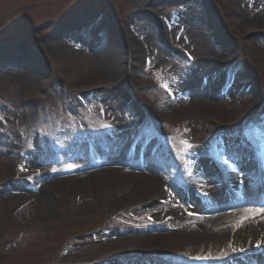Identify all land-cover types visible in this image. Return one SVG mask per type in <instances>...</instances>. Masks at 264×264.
I'll return each mask as SVG.
<instances>
[{"label": "rangeland", "instance_id": "obj_1", "mask_svg": "<svg viewBox=\"0 0 264 264\" xmlns=\"http://www.w3.org/2000/svg\"><path fill=\"white\" fill-rule=\"evenodd\" d=\"M252 19L264 20V0H0V63L40 79L0 76V264H221L238 252L256 254L181 237L156 242L147 236L187 213L158 216L160 199L128 194L119 182L95 188L93 204L80 208L79 194L62 185L96 168H127L104 163L127 152L141 166L162 163L198 199L203 192L180 177L191 158L215 151L208 165L221 176L230 144L257 159L264 149V24L249 28ZM92 21L104 31L92 45L107 39L124 69L118 84L88 80L92 62L62 49L71 30ZM201 21L198 36L187 32ZM136 23L152 29L150 40L136 36ZM84 32L73 44L89 47ZM151 46L161 54L152 63ZM232 88L244 96L232 98ZM177 93L221 100L224 112H174ZM146 150L151 157L142 156ZM44 183L49 189L39 195L48 199L40 197L36 211ZM208 197L212 213L264 207Z\"/></svg>", "mask_w": 264, "mask_h": 264}, {"label": "bare ground", "instance_id": "obj_2", "mask_svg": "<svg viewBox=\"0 0 264 264\" xmlns=\"http://www.w3.org/2000/svg\"><path fill=\"white\" fill-rule=\"evenodd\" d=\"M189 19V18H188ZM262 22V23H261ZM135 31H137L136 36H142L146 40H150L152 37V29L148 30L144 25L136 23ZM203 22L201 21L193 31L194 27L187 30L189 33H196L198 36L201 32ZM264 24V20H248L247 25L249 28H259ZM247 27V28H248ZM98 26L91 24L86 29H81L79 31L71 30V34H67L68 37L65 41L61 42L62 49L65 50L72 56L76 58L84 59L86 61L92 62L93 71H88L85 73V77L88 80L94 79L99 81L97 85L107 83L108 81L116 80L124 75V69L120 71L117 69V64L119 58L117 53L109 47V41L106 39V45L93 44L90 38V34H93ZM82 31H86L83 34L88 40L89 47H80V45L73 44V40L82 38L80 35ZM104 32V31H103ZM198 32V33H197ZM100 42V41H99ZM84 48V49H83ZM155 48V47H154ZM21 51V50H20ZM148 61L155 62L159 57L160 50L158 48L153 50V46L149 48L147 53ZM117 69V71H116ZM0 76L4 79H9L10 83L14 79L19 81L24 80V84H30L31 82H40L38 77L28 76L24 77L23 73L19 71H14L10 69L8 65H2L0 63ZM215 83V80L211 81ZM23 83V82H20ZM211 86V84H210ZM232 98L237 99L240 96H244L242 91L233 89H228L226 92ZM184 94L177 93L172 97V109L174 112L184 113L186 111H197V112H210L213 114H220L224 112V104L219 102L221 100H211L207 97L200 98L198 100L186 99ZM242 144H230L226 147V152L223 153L225 156L223 158L227 161L235 160V167L226 165L223 168L225 176L218 175L214 173L211 167H209V156L213 155V152H209L206 155H197L184 164L181 171V179L185 180L187 184H190L196 192L206 193L201 196V198L194 199L187 189L181 188L175 177L165 171V167L162 163H147L148 165L141 166L126 157L130 156L125 152V156L118 161H105L106 165L109 163H121L124 167H100L96 170L84 173L83 175H71L70 177L64 179L63 186L67 187L68 190H72L73 193L79 194L80 208H88L93 203L90 201L91 192L99 187L106 184L112 183H122L128 194H135L142 197L141 199H152L154 202L160 203L157 205L156 209L160 210L158 216L168 215L171 216H182L185 213V218H183L178 224L173 226H168L164 231L160 233L150 234L148 237H156V242H166L172 238H183L186 241H190L194 244L200 241L223 246H231L234 250H244L252 249L256 251V254H251L247 252H238L233 258L224 260L222 264H260V258L264 259V207H243L230 210L227 212H211L212 203H210L209 195L220 199V204L223 205L227 202L237 203V202H264V198L258 196L259 189H264V185H257L255 180H257V174L249 168H256L261 166L262 175L260 180L264 181V156H260V160H263L261 164L260 161L256 159L246 158L245 156H251L244 148L240 147ZM223 151V149H220ZM113 153V152H112ZM117 154V152H115ZM253 158V156H252ZM242 170H246L242 172ZM228 174V175H227ZM245 177L249 180H239L238 178ZM257 178V179H256ZM181 182V181H180ZM227 183L233 184H248V186L242 187H232L227 185ZM253 183V184H252ZM43 189H49L47 183L40 184L38 187L39 191ZM48 193H51L49 190ZM41 195V196H40ZM38 197L47 198L46 195L40 194ZM32 200L31 204L36 198ZM9 198V197H8ZM11 199V198H10ZM184 199L185 204L180 203V200ZM9 199L4 198L1 200V204L5 205ZM42 199L40 198L36 203L34 202V208L36 211L42 208ZM182 202V201H181ZM219 204V206H221ZM187 205V206H186ZM35 211V212H36ZM162 215V216H163ZM177 216V217H178ZM164 217V216H163ZM178 217V218H179ZM157 218V217H156ZM141 232V231H140ZM145 232V230H143ZM142 237V236H140ZM118 243H122L123 239L118 237L115 238ZM260 246L257 247V244ZM263 262V261H262Z\"/></svg>", "mask_w": 264, "mask_h": 264}, {"label": "snow or ice", "instance_id": "obj_3", "mask_svg": "<svg viewBox=\"0 0 264 264\" xmlns=\"http://www.w3.org/2000/svg\"><path fill=\"white\" fill-rule=\"evenodd\" d=\"M165 87L167 88L168 86L167 85H165ZM188 147H191V145H188ZM225 163H228V161H225ZM71 167V166H70ZM203 194H205L206 195V193H203ZM260 246V243H258L257 244V247H259Z\"/></svg>", "mask_w": 264, "mask_h": 264}]
</instances>
